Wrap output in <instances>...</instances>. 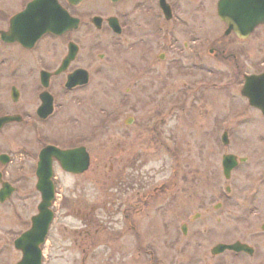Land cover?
I'll return each mask as SVG.
<instances>
[{
  "label": "flooded vegetation",
  "instance_id": "flooded-vegetation-1",
  "mask_svg": "<svg viewBox=\"0 0 264 264\" xmlns=\"http://www.w3.org/2000/svg\"><path fill=\"white\" fill-rule=\"evenodd\" d=\"M220 2L0 0V136L9 142L15 137L11 130L17 129L27 138L18 146H0V191L6 182L14 187L0 206L16 195L25 199L34 195L40 156L49 145L83 147L89 159L83 174L91 169L98 152L96 132L102 130H84L80 135L82 116L75 113L54 128L57 137L72 136V141L51 139L48 132L51 123L61 119L69 99L88 107L99 101L80 99V95L96 76L105 73L107 79L127 84L121 86L126 96L133 88L153 87L155 129L176 120L188 123L193 110L202 106L203 122H215L212 130L201 131L202 139L210 132L217 138L214 169L206 161L208 153L213 154L210 146H192V156L199 152L205 160L203 172L194 170L195 178L187 172L180 183L174 165L169 179L150 193L138 189L136 200L130 203L128 198L122 211L126 223L139 235L141 216L158 210H166L174 219L184 215L169 237L170 262L158 257L150 243L148 248L136 235L137 243L132 251L128 245L122 264H145L146 260L149 264H264V50L260 55L248 51L264 22L249 32H237L221 14ZM210 24L217 28L211 30ZM105 44L109 49L97 55V48ZM117 48H124L123 65L133 70H121L116 64L111 54ZM106 55L111 60L104 66ZM95 56L101 61H94ZM97 108L103 113L98 124L105 125L107 139L120 124L131 133L140 132L143 126L134 116H114L104 106ZM248 127H255L254 136L244 135ZM173 129L176 133L175 126ZM157 133L173 162L178 153L176 137L166 145L160 138L162 130ZM127 140L131 142L122 149L123 169L141 170L145 157L140 140ZM83 156L81 151L77 153L79 164ZM232 163L228 172L226 167ZM54 164L59 166L57 161ZM238 183L243 186L239 188ZM115 201L106 202L111 214ZM150 210L152 213L145 214ZM110 230L105 233L111 252L128 234L113 232V227ZM99 232V228L87 232L94 248Z\"/></svg>",
  "mask_w": 264,
  "mask_h": 264
},
{
  "label": "rangeland",
  "instance_id": "rangeland-1",
  "mask_svg": "<svg viewBox=\"0 0 264 264\" xmlns=\"http://www.w3.org/2000/svg\"><path fill=\"white\" fill-rule=\"evenodd\" d=\"M209 27L212 30L217 28V25L210 24ZM82 44L85 47L87 41L82 42ZM84 47L83 50L85 49ZM109 47L105 44L101 48H97L96 54L98 55L100 52L106 53ZM263 47L264 27L262 26L256 33L255 42L251 44L249 49H246L255 51L256 54L260 55L264 50ZM111 55L116 57V64H119L121 70H133L127 65H123L124 48H117ZM109 57L103 61L104 66L108 62L110 64L111 59ZM94 58V61H101L97 60L98 57L96 56ZM106 76L108 75H105V73L96 76L93 84L81 92L82 95H80V99L89 97L92 99L97 98L99 101H95L93 106L88 107L81 105L82 101L79 105L76 104V101L69 99L71 103L68 102L69 105H67L59 120L61 122L51 123L52 127H50V132H48L51 139L72 141V136L70 139L65 135L61 136L66 139L57 137L54 133V128L59 127L65 120L72 118L75 113H79V116H82L78 128L80 135L83 136L82 131L84 130H88V133L95 129L102 130V133L96 132L97 138L95 140L98 152L94 158L96 159L95 162L86 174H67L59 167H56L58 192V199L54 204L56 217L52 224L48 241L44 245V264H122V254L126 253L128 245L129 250L132 251L137 243L136 235H139L135 233V230L131 229L130 223L127 224L124 219L122 211L126 206L127 199L129 198L130 203L135 201L137 190L140 188L146 191L149 189L150 193L154 187L161 186L164 181L170 178L172 174L171 168L174 169V165L178 182L184 183L187 177L186 173L190 171L193 173L194 178L197 177L194 170L199 173L203 172L202 169L206 165L204 164L205 160L200 157L201 153L193 152L192 156L189 150L192 146L208 144L210 146L209 151H213V154L208 153L209 159H206V161L209 162L208 164L212 169H214V164L215 166L217 165L215 159L217 155V138L215 134L208 133L206 140L202 139L204 133L201 134L204 128L209 130L215 128V122H203L201 119V114H203L202 106H198L193 110V114L187 118L188 123H185L184 120H176L168 123L167 126H160V128L155 129L156 121L153 117L156 106L151 102L153 87L140 86L138 89L133 88L130 94L126 96V91L125 89L121 90V86L123 88L127 84L125 85L121 79L110 80ZM99 106H104L114 116L117 114L122 115V117L134 116L136 120L143 123L142 128H139L140 132L135 130L131 133L130 129H125L123 124H120L117 128L113 127L114 129L111 132L113 136L110 139L105 138V125H103V122L100 125L98 124L99 120L104 119L101 117L103 113L101 114L99 110L97 111ZM84 119L85 121L82 123ZM202 123L203 128L200 126ZM206 123L208 125L204 126ZM174 126L177 130L176 133L173 129ZM134 129H137V127H134ZM159 130H162L160 134L161 141L166 145L173 138V135L176 137L178 153L173 162L169 159L168 149L163 147L164 144L162 145L158 141L159 134L157 132ZM254 130L255 127H248L245 129L246 133L244 135L252 134ZM11 131L12 134H15V137L8 142L4 137L0 136V146H18L26 142L25 132H17V129H12ZM252 135L254 136V133ZM128 136L133 142L140 140L139 145L145 157V164H143L141 170L123 169L122 149L123 146L131 142L127 140H130ZM110 156H113V158H109ZM191 157L192 159L197 157L196 162L190 161L189 158ZM97 161L99 162L96 164ZM237 186L241 188L243 185L238 183ZM146 191L142 190L141 193ZM25 198L21 195H16L8 203L0 206V264H17L21 259V253L13 246L14 239L30 227L31 216L37 212V205L41 200L40 194L36 191L29 199ZM111 200H116L115 207H113L115 212L112 214L109 210L110 206H106V202ZM164 201H159V203ZM85 204L88 206L85 207ZM95 206L97 207L96 210L95 208L93 209ZM79 210L80 214H78ZM152 210L145 214L152 213ZM84 214H86V217H83ZM168 214L169 212L166 210H158L153 212L151 216H147L148 218L141 216L139 225L137 223L140 233L138 240L145 242L148 248L151 245L156 250L158 257L163 258L166 262L171 259L170 253L173 252L169 246L170 243H168L169 237L184 219L182 217L184 215L174 219L170 218ZM112 227L114 228L113 232H123V234L126 233L128 235L126 238L122 237L123 240L117 241L114 250L110 252L107 249L105 232L111 231ZM97 228L100 230L97 236L99 240L97 247L94 248L92 247V236L88 237L87 235L89 234L87 232L90 230L94 231ZM130 246H132L131 249ZM145 249L146 247L143 246V251ZM142 254L147 258L146 252ZM130 255L133 256L132 253ZM145 264H149V262L146 260Z\"/></svg>",
  "mask_w": 264,
  "mask_h": 264
},
{
  "label": "water",
  "instance_id": "water-1",
  "mask_svg": "<svg viewBox=\"0 0 264 264\" xmlns=\"http://www.w3.org/2000/svg\"><path fill=\"white\" fill-rule=\"evenodd\" d=\"M220 7V10L225 13L221 11V14L230 24V28L235 29L237 32H249L257 24L264 22V0H222ZM71 152L66 153L71 154ZM60 153L61 155H66L64 152H48V164L44 169L43 162L40 169L43 175L38 187L43 191V201L39 205L40 213L33 217L32 228L23 233L16 241V246L22 249L24 253V257L19 264H41L42 262L40 244L44 242L53 219V211L49 208L54 196V190L50 180V160L52 154L59 156ZM66 163L67 161H65V165ZM68 164H71V162H68ZM68 168L71 167L68 165ZM84 168H80L79 171L84 170Z\"/></svg>",
  "mask_w": 264,
  "mask_h": 264
}]
</instances>
